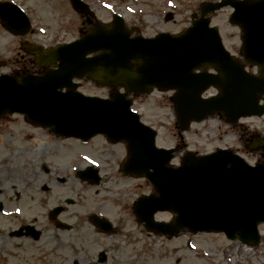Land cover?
I'll return each instance as SVG.
<instances>
[{
  "label": "water",
  "instance_id": "1",
  "mask_svg": "<svg viewBox=\"0 0 264 264\" xmlns=\"http://www.w3.org/2000/svg\"><path fill=\"white\" fill-rule=\"evenodd\" d=\"M72 5L93 18L86 4L72 0ZM225 6L234 9L230 22L244 26L248 45L244 57L264 68V0L204 3L201 18L179 36L161 33L150 39L131 38L118 16L109 25L90 20L89 31L72 43L48 51L24 48L39 65L56 69L42 76H0V114H25L31 123L52 127L65 137L86 140L101 133L111 142L124 140L129 157L123 171L145 176L158 193L136 205V214L149 231L169 237L181 229L224 232L229 239L257 244L256 226L264 223L263 164L250 167L230 151L217 150L203 157L187 154L180 167L168 168L174 150L155 147V132L140 124L124 94L113 90L110 100L84 97L72 83L73 78L87 75L134 95L148 93L152 87L176 90L173 100L181 130L191 120L200 121L213 112H223L233 122L242 116H260L264 106L257 105L256 95H264V76L257 80L246 74L224 51L216 28H210L205 18ZM0 20L13 34H24L30 27L25 14L9 3L0 4ZM204 63L213 65L219 75L192 73ZM209 86L219 88L220 95L201 99L199 95ZM80 175L95 176L96 172L87 168ZM156 211L175 213L174 222L154 223Z\"/></svg>",
  "mask_w": 264,
  "mask_h": 264
},
{
  "label": "rangeland",
  "instance_id": "2",
  "mask_svg": "<svg viewBox=\"0 0 264 264\" xmlns=\"http://www.w3.org/2000/svg\"><path fill=\"white\" fill-rule=\"evenodd\" d=\"M1 1L20 6L31 21L32 32L21 39L0 27V74H11L23 67L27 72L32 69L38 72L32 65L28 66L32 61L21 50L23 40L49 48L72 41L89 28L86 17L75 12L68 0ZM83 1L88 3L100 23H109L112 16L118 14L133 35L152 37L159 32L180 33L198 15L202 2L219 0ZM229 13L228 8L215 12L211 16V24L219 29L226 49L239 57V30L229 24ZM77 82L78 90L84 95L110 96V89L86 77ZM171 95L172 92H153L138 96L133 99V110L145 124L157 131L158 147L179 146L172 165H179L187 151L203 154L217 148L230 149L249 164L260 161V150L247 147L252 137L264 136V117L229 124L222 116L215 115L201 123H192L182 133L176 123ZM0 136V205L5 209L0 211V234L3 236L23 225L21 218L28 222L40 215L46 220L47 213L60 205L69 213L84 215L97 212L115 222L121 221V232L114 239L97 236L83 222L79 227L82 231L81 244H78V239L77 246L72 248L47 247L51 255H76L81 258L80 264L108 263L109 257L116 260L119 257L129 258L132 262L142 260L146 264H264V224L259 226L261 244L244 249L239 242L228 241L222 234L182 231L174 238L154 235L147 233L132 219L129 209L130 215L126 213L124 216L122 209L140 194L151 193L153 189L142 179L121 175L119 165L126 156L123 143L109 144L101 136L77 144L66 139L59 140L49 129L30 125L24 116L17 114L0 117ZM179 141L184 142L182 148ZM88 165L99 169L102 182L97 187L70 179L75 170ZM54 177L64 178L65 181L56 182ZM23 200L29 204L28 208L18 206ZM59 218L63 221L66 214L62 213ZM155 220L170 221L171 216L160 213L156 214ZM64 222L68 224L69 220ZM89 230L93 234L88 235ZM45 233L43 240L48 245L59 247L58 239L65 244L68 241L70 246L76 242L71 233L56 226ZM4 240L5 237H0V243L17 248L18 254H23L22 246L18 247L21 240L10 239L8 243Z\"/></svg>",
  "mask_w": 264,
  "mask_h": 264
},
{
  "label": "flooded vegetation",
  "instance_id": "3",
  "mask_svg": "<svg viewBox=\"0 0 264 264\" xmlns=\"http://www.w3.org/2000/svg\"><path fill=\"white\" fill-rule=\"evenodd\" d=\"M247 68L249 71L258 72L257 68H254L252 66H248ZM54 179L56 180V182L59 183H63L65 181V179L61 177H54ZM70 179L76 180V177H72ZM4 210V207L0 205V211L3 212ZM64 214H66V219H64L63 222L65 220H69V224L71 226V229L67 230L66 232L72 234V239L78 240V229L86 220V217H83V215L69 213L67 212V210H64ZM113 224L116 227V232L118 233L121 221L113 222ZM51 225L54 227V223L49 221L48 226L50 227ZM18 228L20 229L19 233H10V235L7 234L6 236L0 234V237H5L4 241L6 243H8L9 240L12 239V237H17L18 240H21V243L18 245V247L22 246L21 253L23 252V254H18L17 248H13L5 243H0V264H80V262L78 261L81 258L77 257L76 255H51V250L47 247H66V244L61 239L57 240V244L59 247L54 245H48L47 242L43 240V238L46 236L45 232L47 231L44 232L43 230L34 229L26 225H20L18 226ZM76 253L77 252H74V254ZM90 262H92V260ZM118 263L120 262L113 261L111 264ZM130 263L131 261H129V258H126V260L122 261V264ZM137 263H139V261L133 262V264ZM141 263L145 264L144 262ZM103 264H106V262H103Z\"/></svg>",
  "mask_w": 264,
  "mask_h": 264
},
{
  "label": "bare ground",
  "instance_id": "4",
  "mask_svg": "<svg viewBox=\"0 0 264 264\" xmlns=\"http://www.w3.org/2000/svg\"><path fill=\"white\" fill-rule=\"evenodd\" d=\"M241 247L244 248V249L248 248V246H246V245H241Z\"/></svg>",
  "mask_w": 264,
  "mask_h": 264
}]
</instances>
